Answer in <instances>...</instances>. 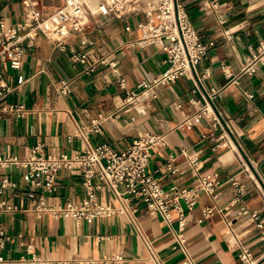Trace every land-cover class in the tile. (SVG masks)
<instances>
[{
  "label": "crops",
  "instance_id": "1",
  "mask_svg": "<svg viewBox=\"0 0 264 264\" xmlns=\"http://www.w3.org/2000/svg\"><path fill=\"white\" fill-rule=\"evenodd\" d=\"M44 13L61 7L64 0H33ZM217 10L203 9L204 0H185L194 27L203 42L213 41L207 58L196 68L201 91L195 88L194 78L184 76L171 86L156 85L140 91L133 103H124L114 70L123 74L128 86L137 90L142 79H151L166 67L164 53L154 45L143 49L127 43L140 35L137 23L142 16L131 15L115 19L98 29L88 28L86 36L92 42L97 57L107 55L113 65L99 64L89 75L81 72L68 52L57 50L53 44L38 40L28 47L21 68L11 69L0 61L6 84L13 88L0 99L22 104L23 116L14 112H0V157L25 156L32 147L43 144V152H65L72 155L87 145L107 143L114 150H122L146 132L165 135L166 147H155L147 166L164 189L173 184L191 187L196 184V172L186 164L183 156L173 166L183 170L168 171L164 165L181 148H189L196 156L198 172L218 175L217 210L206 215L204 207L213 204L205 191L197 194L198 204L188 214L184 230L186 245L196 264H243L239 258V244L249 246L253 256H264V65L252 75H240L238 84L229 82L221 66L228 65L236 76L255 48L264 39V0H219ZM0 18L9 23L23 20L21 0H0ZM143 19L144 16H143ZM224 19L225 22L219 21ZM229 29L232 38L223 34ZM80 36L71 38L78 45ZM24 82L18 86V76ZM61 81L68 83L69 92L60 91ZM217 89L215 105L225 115L232 144L218 137L205 119L196 121L190 129H177L192 108L188 99H202V93ZM243 91L251 92L247 101ZM182 108H175L174 102ZM100 122L99 132L79 135L83 125ZM220 144L217 146V144ZM22 169L0 168V178L8 177L17 183L2 195L14 210L0 217V230L11 236L3 250L9 259H17L35 252L44 258L84 256L98 260L115 257L109 264H154L148 250L135 233L124 212L76 223L69 218L55 219L50 215L37 216L27 192H43L21 179ZM233 179L245 185V195L235 206ZM95 183L101 184L98 180ZM58 190L45 194L49 205L73 202L80 204L86 196L82 176L77 166L61 169L57 177ZM100 203L112 208L119 206L115 195L103 184L97 192ZM130 205L137 208V218L146 236L159 254L162 264H183V256L175 248L174 236L159 216L150 215L136 199ZM245 206L248 216L237 215ZM256 212L258 218L250 216ZM172 217L176 222L177 215ZM260 223V226H257ZM99 264V263H98ZM101 264V263H100Z\"/></svg>",
  "mask_w": 264,
  "mask_h": 264
},
{
  "label": "built area",
  "instance_id": "2",
  "mask_svg": "<svg viewBox=\"0 0 264 264\" xmlns=\"http://www.w3.org/2000/svg\"><path fill=\"white\" fill-rule=\"evenodd\" d=\"M23 4V20L9 23L5 18H0V61H4L13 70L21 68L23 57L28 47L33 46L38 40L50 42L62 52H68L75 64L82 66L81 72L85 75L92 74L99 64L112 66L114 61L107 55L97 57L94 53L92 42L86 36L88 28L98 29L115 19H126L131 15H140L137 23L140 35L130 40L127 45L143 49L154 45L165 56L166 67L151 79H142L137 84V90H132L123 74L114 70V76L120 90L124 93V103H133L140 91L150 90L156 85L171 86L179 78L189 76L194 78L195 88L201 91V80L196 68L199 62L208 56L213 41L203 42L199 32L194 27L191 16L187 10L185 0H64L61 7L44 13L33 0H21ZM203 9L217 10L219 0H204ZM143 16L145 19H143ZM225 22L224 19L219 21ZM226 40L232 38L229 29L223 31ZM80 36L78 45L71 43L73 36ZM250 48V55L241 66L238 75H234L228 65H222L223 75L229 82L238 84L240 75H252L261 65H264V39L258 45ZM24 82L22 75L18 76V86ZM13 88H10L0 70V99L6 97ZM60 91L69 92L68 83L61 81ZM219 91L202 93V99L190 98L188 104L191 113L175 128L190 129L193 124L205 119L215 131L220 130L219 139H225L229 145L232 139L229 135L225 115L215 105L216 94ZM247 101H251L253 94L243 91ZM175 108H182V103H173ZM0 112H14L19 117L23 116L26 108L22 104L6 102L0 106ZM100 122L94 120L89 127L83 125L79 135L85 138L87 132H99ZM220 144L218 143L217 146ZM165 135L161 133L146 132L135 138L128 147L114 150L107 143L87 145L83 150L68 155L65 152H43V144H37L25 156L8 155L0 157V168L22 169L21 179L30 184L32 188H41L43 192L33 189L27 192V197L32 203L33 211L37 216L50 215L55 219L69 218L76 223L93 221L112 216L117 212L127 214L135 233L142 239L147 250L148 259L154 264H162L151 240L146 236L137 218V208L130 205V200L136 199L144 205L147 212L153 216L161 217L174 236L175 248L183 256V264H196L190 248L186 245L184 230L187 217L197 206V194L205 191L213 204L204 207L206 215H211L217 210L218 195L216 188L218 175L203 174L198 172L196 156L189 148H181L177 156L170 157L164 168L168 171L183 170L173 166V161L178 156H183L185 162L196 174V184L191 187H179L173 184L169 190L163 188L160 180L148 172L147 166L152 158L155 147H166ZM77 166L82 176V184L86 196L80 204L65 202L63 204L49 205L46 203L45 194H55L58 190L57 177L61 169H70ZM110 190L119 206L112 208L100 203L97 192L101 184ZM235 197L231 205L240 203L245 195V185L233 179ZM17 183L8 177L0 178V217L15 209L2 195L7 189L15 188ZM177 215L176 222L172 212ZM240 216H248L245 206H240L236 212ZM250 216L257 219L254 211ZM257 226H260L258 223ZM11 236L0 230V264H109L115 257L102 260L72 256L69 258H44L35 252L28 256L22 255L17 259H9L3 255ZM239 258L243 264H264V256L256 259L249 246L239 244Z\"/></svg>",
  "mask_w": 264,
  "mask_h": 264
}]
</instances>
